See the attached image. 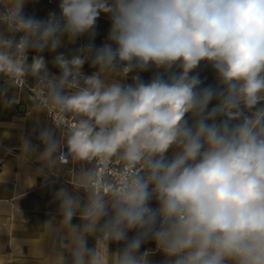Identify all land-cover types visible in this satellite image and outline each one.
<instances>
[{
    "label": "clouds",
    "instance_id": "clouds-1",
    "mask_svg": "<svg viewBox=\"0 0 264 264\" xmlns=\"http://www.w3.org/2000/svg\"><path fill=\"white\" fill-rule=\"evenodd\" d=\"M36 2L0 0V75L73 118L62 139L39 128L41 161L92 165L84 196L53 193L70 239L56 264H264V0H58L46 17Z\"/></svg>",
    "mask_w": 264,
    "mask_h": 264
},
{
    "label": "crops",
    "instance_id": "crops-1",
    "mask_svg": "<svg viewBox=\"0 0 264 264\" xmlns=\"http://www.w3.org/2000/svg\"><path fill=\"white\" fill-rule=\"evenodd\" d=\"M26 11L46 17L51 11L58 12V0L54 5L48 0L29 3ZM5 28L6 25L0 23V30ZM108 28V19L102 14L97 21L96 44L106 38ZM80 40L86 44L88 36H82L74 45L57 51L71 54ZM33 54L30 53V57ZM55 54L47 50L42 53L49 61V69L58 72L51 64ZM86 71L90 72L88 65ZM200 71L212 82L210 69ZM151 75V72L145 73V79ZM29 82L33 83L34 79L29 77ZM8 100L14 102L8 105ZM41 127L54 128L57 138L62 139L63 129L53 125L45 111L35 110L27 90L10 86L8 78L0 75V264H56L57 254L66 252L70 246L68 231L61 223L58 201L54 200L53 193L64 187L84 196L83 189L74 186V178L81 168L90 166L71 160L65 164L57 161L55 166L50 167L41 161L39 153L43 145L37 138ZM25 138L30 139L33 145V150L28 153L23 150ZM53 177L57 179L54 188L48 184ZM73 223H79V220L74 219ZM89 243H94V239L90 238ZM117 247L111 245L113 251ZM154 247L153 243H148L142 251L152 249L150 259L159 261L161 256Z\"/></svg>",
    "mask_w": 264,
    "mask_h": 264
},
{
    "label": "built area",
    "instance_id": "built-area-1",
    "mask_svg": "<svg viewBox=\"0 0 264 264\" xmlns=\"http://www.w3.org/2000/svg\"><path fill=\"white\" fill-rule=\"evenodd\" d=\"M48 2L51 4V5H54L56 3V0H48ZM105 40V38L103 39V41ZM81 44H85L82 40L79 41V44H78V47L81 45ZM86 67L87 65H85V71H86ZM19 90H22V89H26L27 90V94H28V99L30 102L32 103H35L34 101V98L36 96V92H37V83L36 81L34 80L33 83H30L29 82V77L26 78L22 83L18 84V85H15ZM46 112V115H47V118L48 120L55 126H57V120L59 119H63L66 123L67 122H71V120L73 119L71 115H69L68 117H61L59 116L56 112L54 111H47L45 110ZM66 123L64 125H61L59 126L60 128L63 129V127L66 126ZM58 127V126H57ZM14 154L15 151L14 150H11ZM71 160L69 159L67 163H69ZM86 163V162H85ZM65 164V163H64ZM88 166H92L91 164H88L86 163ZM114 167H118V165H114Z\"/></svg>",
    "mask_w": 264,
    "mask_h": 264
}]
</instances>
